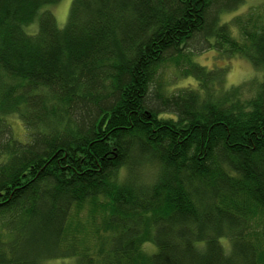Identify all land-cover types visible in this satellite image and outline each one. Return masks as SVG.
Wrapping results in <instances>:
<instances>
[{"label": "trees", "instance_id": "1", "mask_svg": "<svg viewBox=\"0 0 264 264\" xmlns=\"http://www.w3.org/2000/svg\"><path fill=\"white\" fill-rule=\"evenodd\" d=\"M61 1L0 0V264H264V76L194 60L264 74V6Z\"/></svg>", "mask_w": 264, "mask_h": 264}, {"label": "rangeland", "instance_id": "2", "mask_svg": "<svg viewBox=\"0 0 264 264\" xmlns=\"http://www.w3.org/2000/svg\"><path fill=\"white\" fill-rule=\"evenodd\" d=\"M72 0H62L59 4L54 6L45 7L44 10L51 12L56 20L57 26L63 28L66 25L68 13ZM264 6V0H246L245 4L237 10L225 13L221 19L222 23H229L233 17L242 15L254 8H261ZM233 34L237 37L236 30L233 29ZM195 62L207 69L226 68V86H237L249 81H261L264 76L263 71L255 69L251 63L242 57H224L220 58L215 51H204L196 57ZM171 79V88H186L189 86L194 87V82L191 79H176L174 75H168ZM235 81V83H233ZM251 94L250 90L245 93V98ZM13 134L18 139H24V128L17 118H9ZM50 264H75L74 260H56Z\"/></svg>", "mask_w": 264, "mask_h": 264}, {"label": "snow or ice", "instance_id": "3", "mask_svg": "<svg viewBox=\"0 0 264 264\" xmlns=\"http://www.w3.org/2000/svg\"><path fill=\"white\" fill-rule=\"evenodd\" d=\"M233 83H235V81H233Z\"/></svg>", "mask_w": 264, "mask_h": 264}]
</instances>
